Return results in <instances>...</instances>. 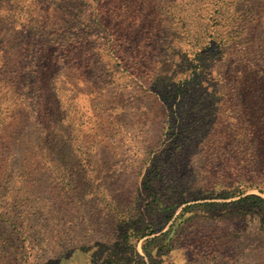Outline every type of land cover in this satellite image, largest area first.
I'll use <instances>...</instances> for the list:
<instances>
[{
    "label": "rangeland",
    "instance_id": "rangeland-1",
    "mask_svg": "<svg viewBox=\"0 0 264 264\" xmlns=\"http://www.w3.org/2000/svg\"><path fill=\"white\" fill-rule=\"evenodd\" d=\"M176 2L0 0V264H110L111 232L169 216L154 264H264L261 217L214 204L254 176L236 78L264 64V0ZM56 107L73 159L47 149Z\"/></svg>",
    "mask_w": 264,
    "mask_h": 264
},
{
    "label": "trees",
    "instance_id": "trees-1",
    "mask_svg": "<svg viewBox=\"0 0 264 264\" xmlns=\"http://www.w3.org/2000/svg\"><path fill=\"white\" fill-rule=\"evenodd\" d=\"M183 2L188 3L189 0H178V2L176 3L182 4ZM230 21H232V19H230ZM231 37L233 39L235 38L234 36ZM3 55L4 50L1 49L0 56L3 57ZM46 57L51 59L49 55H45V59ZM237 69L239 71V74L236 78L238 91L242 94V96H244L247 103L251 102V104L247 106L249 109L248 111L251 115L250 121L253 124L250 132L256 146L258 147L254 158L251 161V171L254 173V176L262 179L259 182H261V184L263 185L257 186V189H259V191L263 193V196L257 193L243 195L246 192L247 188H251L249 184L245 185L244 187L243 182H246V180L254 181V176H243V174H239L238 183L240 186H237L238 191L232 192L231 194H224L223 196L225 199L235 197L237 195L239 197L235 200L214 202V204L223 206L237 204V208L241 210L248 207L249 211L258 214L261 217L262 221H264V64H251V62L249 63L248 61L243 60L238 63ZM50 70V67H47L44 68V71L41 74H38L42 78V80H38L39 83L47 84L48 82H50L48 80ZM48 99V102L51 105H55V102H57L56 97L53 95H49ZM52 111L53 110L51 109L49 124L45 126L44 131V136L46 134L45 141H52V143L46 141L47 143H50L47 149L49 150V152L54 154L56 153L59 155H70V157L73 159V155H75L73 143L69 144L64 139L65 133H67V127H65V123L61 119V110L57 109L56 107V111L58 112L56 113ZM110 204H112V201L110 202ZM204 204H208V202H205ZM194 206H196V204L184 206L178 216L182 217L187 211L191 210L190 208ZM174 213L175 211L172 213V215ZM108 215L112 216L111 211ZM169 217L164 221H159L156 226L150 227L145 233H142L140 232V230H137V228H135L133 231H136L137 235L134 242H130L129 240L133 228L130 229L125 224L121 225V227L118 228V234H116V232H111L109 235H117V240L111 242L110 239H112L113 237H110V239L103 244V248L108 251V254L104 258V260H106V262L110 264H117V262H115L112 258H116V255L120 253L121 255L119 257L123 259V262H125V264H133L134 259L139 260L140 264H154V261L160 255H164L165 253H168L172 250L169 240L167 241V239H163V234L165 232L157 234L159 231L164 229L167 221L170 219ZM112 228L113 227L111 226L109 231H112ZM17 229L19 230L20 226L14 224L13 232H16ZM18 230L17 232L20 233V230ZM161 239L163 240L160 241ZM141 240V250L143 254L137 249V245ZM162 251H164V253H162ZM96 253H100V249L97 248L95 254ZM145 258H147L148 261H146Z\"/></svg>",
    "mask_w": 264,
    "mask_h": 264
}]
</instances>
